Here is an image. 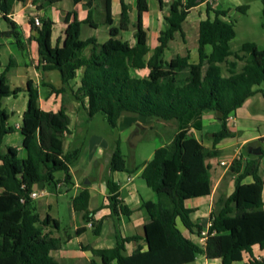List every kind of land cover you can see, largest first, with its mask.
<instances>
[{
	"label": "trees",
	"instance_id": "obj_1",
	"mask_svg": "<svg viewBox=\"0 0 264 264\" xmlns=\"http://www.w3.org/2000/svg\"><path fill=\"white\" fill-rule=\"evenodd\" d=\"M24 1L0 0L2 19L12 29L15 25L8 16L15 3ZM33 1L50 7L60 0ZM82 1L88 8L87 19L81 22L75 13H66L61 47L51 46L53 23L49 18H42L40 27H36L39 63L43 71H56L59 75L61 86L52 87V91L64 92L75 79L76 72L82 69L74 99L86 105L89 119L101 115L112 130L123 113L168 122L178 121L190 113L214 112L221 123V130L209 135L213 144L210 148L185 129L176 132L167 145L155 149L141 172L146 186L158 196L156 203L141 204V209L149 216L143 228L144 236L118 237L114 248L92 249V252L101 258L102 264H188L199 254L219 259L221 264H233L241 260L243 252H250L252 246L263 249L264 170H260L257 159L232 160L226 176L234 177V190L217 201L220 211L210 218L203 248L186 238L177 222L189 233L200 234V227L191 220L193 210L185 207V201L210 195L209 166L205 162L222 155L215 148L220 141L234 137L226 125L228 116L257 94L255 88L263 85L261 92L264 94V48L244 42L237 52H232L230 42L235 38V31L233 25L224 20L228 11L213 10L207 5V18L198 25V61L190 63L188 54L166 61L164 53L175 34L184 41L182 24L190 10L207 2L174 0L164 18L166 27L158 36V45L146 59L150 50L142 14L148 11L147 0H135L137 16L133 25V45L119 37L130 26V7L123 0H120L118 25L109 28V39L105 43H98L94 37L81 40V25L94 27L90 21L94 0H71V3L76 5ZM157 2L163 6V0ZM261 3L264 29V0ZM237 10L245 13L247 6ZM210 13L214 15L212 19ZM105 24L111 25V0H105ZM11 35H14L12 31L0 33V36ZM239 62H243L241 68H238ZM145 69L148 73L144 77L132 74ZM6 72L0 75V264H59L50 252L58 250L70 236L52 237L59 231L58 221L49 216L40 220L30 194L33 187L40 184L54 192L58 184L54 178L57 172L65 174L64 185L69 188L72 185L69 168L78 160L81 149L63 152L69 126L65 110L42 111L32 83L28 81L25 89H11ZM22 91L27 94V104L18 129L26 157L20 159L16 148L2 149L3 137L14 132L8 125L9 114L3 109L2 101ZM119 145L117 142L110 169L130 172ZM263 156L264 152L260 158ZM246 178H251L252 182L244 183ZM107 188L111 216H129L131 211L117 199L118 186L108 180ZM88 202L87 188L72 198L74 211L84 212L85 222H90L93 234L98 235L102 222L93 221ZM82 231L84 228H78L75 234ZM140 240L145 242V248L138 247L129 256L123 254L126 243ZM248 264H264V261L253 260Z\"/></svg>",
	"mask_w": 264,
	"mask_h": 264
},
{
	"label": "crops",
	"instance_id": "obj_2",
	"mask_svg": "<svg viewBox=\"0 0 264 264\" xmlns=\"http://www.w3.org/2000/svg\"><path fill=\"white\" fill-rule=\"evenodd\" d=\"M123 1L130 7V26L129 30L121 32L119 37L123 41H127L130 45H133L135 42L133 36L131 41L126 40L124 37L127 33H130V29L134 30L133 25L137 16L136 1ZM173 1L163 0V6L160 7L157 0H147L148 11L142 14V23L147 32V45L150 50L146 59L150 57L152 50L158 45L157 39L160 32L165 30L166 24L164 18L168 15L169 6ZM214 2L215 0H207V2L191 9L185 21L192 11H198L202 6L206 8L208 5L215 10ZM38 6H43V9H37ZM151 7L154 9L153 14L150 12ZM69 11L75 13V17L81 22L87 19L88 8L85 1L73 5L71 0H60L50 7H47L46 3L35 2L33 0L15 3L13 12L8 16L9 21L14 23L15 28L12 29L2 17L0 18V33L9 31L14 33V35L8 37L0 36V75L7 71L6 79L11 89L17 87L25 89L27 82L30 81L33 88L38 92L37 105L42 111L57 112L63 108L69 118L68 133L65 135L62 145L63 152L66 153L68 150L77 148L81 149L78 160L69 168L72 185L69 188L66 187L64 185L65 174L57 172L54 174V178L58 181L55 191L51 192L46 187H43L42 190L38 191L39 196L33 200L40 220L49 216L58 221L59 231L54 232L52 237L64 239L70 236L62 243L58 250L50 252L51 257L59 264H102L101 258L95 255L92 249L104 250L114 248L118 237H143V228L149 221V216L141 209V204L147 201L153 203L158 201V196L146 186L144 180L141 178L143 164L150 159L145 160L141 165H137L134 160L129 165L126 163L130 172H113L110 169V160L116 143H121V135L124 132L123 129H125L121 128V130H118L120 123L125 120L126 129L132 131L137 126H141L144 120L149 121L152 119L123 113L117 122V127L113 129L115 130V135L111 136L108 132L111 128L105 123L103 117L96 115L94 118L89 119L85 110L86 105H81L74 99V92L80 85L82 69L76 72L75 79L69 82L68 88L64 92L55 93L52 91V87L59 88L61 86L59 75L56 71H43V65L39 63L37 43L35 41L37 33L33 20L34 18H38L39 20L49 18L53 23L50 36L51 46L61 47L66 29L64 19L66 13ZM46 12L49 13L48 17L46 16ZM90 12V21L94 27L90 26V24H82L80 39L86 40L94 37L98 43H105L109 39V28L118 25L120 0H111L110 26L105 24V0H94ZM96 13L99 15V21L95 18ZM132 16L134 17L133 20L131 19ZM209 17L212 19L214 17L213 13H210ZM227 18L228 14L224 20L229 22ZM185 21L182 24V28ZM84 28L88 30L86 31V36L82 38ZM173 40L169 42L168 49L164 53L166 61L173 58L167 59L168 56H165L168 50L170 53V45ZM87 53L86 51L85 54ZM177 55L185 56L181 54ZM197 61L198 55H195V59H192L189 55L190 63H196ZM242 65L243 62H239L238 68H241ZM140 72H146L144 76L148 73L145 69L133 71L132 74ZM255 89L257 90V94L248 99L240 109L228 116L226 125L234 134V137L224 139L215 146L217 150L222 152V155L205 162L209 166L210 195L185 201V207L193 210L191 220L197 227H200V234L189 233L177 222V227L181 233L200 248L204 247L207 231L210 227V218L220 211L217 201L223 196L230 195L234 190V177L226 176L232 160L241 159V161H247L257 159L260 163V170H264V156L260 158L262 152H264V116L260 115V113H264V94L261 92L262 89L258 87ZM19 94L25 95L27 104L26 92L22 91ZM19 94L16 97L5 98L3 101L9 99L16 101ZM25 109L26 107L21 112H18L11 107L9 119L11 116L16 115V121L10 126L8 120V125L14 129V132L4 136L2 140V149L6 150L8 147L16 148L20 159L26 157L25 151L22 148V136L18 129L21 125ZM94 121H99L101 127L99 129L101 133L98 136L96 134L93 135V131L91 130V124ZM170 122L163 121L159 124L160 127H163ZM177 124L178 128L176 132L189 129L190 133L207 148L213 145L209 135L221 130V123L214 112L190 113L178 120ZM173 135L166 136L167 144ZM12 136L14 140L8 139ZM221 162H224L227 166H222ZM138 178L141 180L138 181ZM108 180L118 186L117 199L131 211L129 216L126 217L122 214L111 216L107 199L109 196L107 188ZM86 181L87 184H85ZM251 182V178L244 180V183ZM84 188H87L89 191L88 211L93 213V221L101 220L102 222L98 235L93 234L92 226L88 225L90 222H85L83 218L84 212H76L72 206V198ZM71 193L72 195L69 196ZM63 197H67V200L62 204L60 199ZM262 201L264 208V186ZM61 214L66 215L68 219L67 225H64L61 221ZM78 228H84V231L80 234H75ZM138 247L145 248V242L140 240L138 242L126 243L123 254L129 256ZM253 260L264 261V248L261 249L258 245L252 246L250 252H243L241 260L233 264H248ZM188 264H221V261L219 259H208L205 255L199 254L193 262Z\"/></svg>",
	"mask_w": 264,
	"mask_h": 264
},
{
	"label": "rangeland",
	"instance_id": "obj_3",
	"mask_svg": "<svg viewBox=\"0 0 264 264\" xmlns=\"http://www.w3.org/2000/svg\"><path fill=\"white\" fill-rule=\"evenodd\" d=\"M240 6H248L245 13L237 10ZM152 7L150 12L153 14L154 9ZM214 7L215 10H225L229 12L227 20L234 26L235 31V38L230 43V50L232 52H237L244 42H253L259 48H264L261 0H215ZM46 16L48 17L49 13L46 12ZM205 16V6H202L198 11L195 10L190 13L183 26L184 41H182L178 34L175 35V39L170 45V53L168 50L165 54V56H168L167 59L172 58L177 54H188L192 59H195V55L197 56L198 24L201 19H205ZM95 18L99 21V15L97 13L95 14ZM131 19L133 20L134 17L132 16ZM87 30L88 29L86 28L83 29L82 38L86 36ZM133 33L134 30L130 29V33H127L124 38L131 41ZM192 52L194 53L192 54ZM145 74L146 72H140L138 74L134 73L133 75L144 76ZM258 88L263 89V85ZM2 105L7 114H10L11 107L14 108L15 111L21 112L22 109L26 107L25 95L19 94L16 101L13 99L4 100ZM260 115L264 116V113H260ZM15 121L16 115L11 116L9 119V125L12 126ZM160 122L163 121L144 120L141 126H137V128L132 131L126 129L125 120L120 123L118 130H121V128L125 129H123L124 132L121 135V143L119 146L127 165H129L133 160L137 165H141L145 160L151 159L153 152L157 147L167 144L166 136L173 135L177 131V121H171L168 125L163 127H160ZM100 128L99 121H94V123L91 124L93 135L96 134L98 136L101 133L99 131ZM108 132L111 136L115 135V130L109 129ZM135 135H138L137 137L140 139L136 145H132L131 141ZM8 139L14 140V137L12 136ZM137 180L139 181L141 179L138 178ZM71 195L72 193L69 196ZM66 200L67 197L60 199L62 204ZM61 221L64 225L68 224V219L65 214H61Z\"/></svg>",
	"mask_w": 264,
	"mask_h": 264
},
{
	"label": "built area",
	"instance_id": "obj_4",
	"mask_svg": "<svg viewBox=\"0 0 264 264\" xmlns=\"http://www.w3.org/2000/svg\"><path fill=\"white\" fill-rule=\"evenodd\" d=\"M2 17L1 13H0V18ZM33 24L36 26V27H40L41 23H40V20L38 18H34L33 20ZM18 128V127H17ZM222 166H227L224 162H221L220 163ZM39 196V192L38 191H33L31 194H30V198L32 200L36 199L37 197ZM89 226L91 225L90 223L88 224Z\"/></svg>",
	"mask_w": 264,
	"mask_h": 264
},
{
	"label": "water",
	"instance_id": "obj_5",
	"mask_svg": "<svg viewBox=\"0 0 264 264\" xmlns=\"http://www.w3.org/2000/svg\"><path fill=\"white\" fill-rule=\"evenodd\" d=\"M137 136L138 135L133 136V139L131 141L132 145H136L137 142L139 141L140 138H138ZM85 184H87V181L85 182ZM42 189H43V185H41V184L33 187L34 191H40Z\"/></svg>",
	"mask_w": 264,
	"mask_h": 264
}]
</instances>
